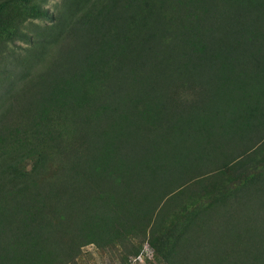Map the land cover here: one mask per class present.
Instances as JSON below:
<instances>
[{"label":"trees","instance_id":"1","mask_svg":"<svg viewBox=\"0 0 264 264\" xmlns=\"http://www.w3.org/2000/svg\"><path fill=\"white\" fill-rule=\"evenodd\" d=\"M48 2L0 0V264H264V0Z\"/></svg>","mask_w":264,"mask_h":264},{"label":"rangeland","instance_id":"2","mask_svg":"<svg viewBox=\"0 0 264 264\" xmlns=\"http://www.w3.org/2000/svg\"><path fill=\"white\" fill-rule=\"evenodd\" d=\"M65 5V0H49L47 4L44 5L45 9H48L51 14L56 15L59 14V12L63 9ZM13 14H16L15 12ZM5 19H8L7 17ZM52 24L50 20L46 19H31L28 18L26 22L23 23L22 27L23 30L30 35H37V33ZM9 50H7L8 55L10 56V61H13L15 59L14 54H21V56H26L27 49L30 48L28 44H25L23 42H16L15 44H9ZM18 54V55H19ZM4 77L3 83L0 82V98L4 95H7V93L10 90V83L9 81L14 80L12 74L3 75ZM2 84V87H1ZM139 253L140 255H143V260L145 263L142 262H136L135 264H163L164 261L161 259V257L158 255V253L151 249L149 246V243L146 242H139ZM137 244V245H138ZM135 257V258H134ZM138 257V256H137ZM136 255L129 252L125 248H119V249H103L95 244H91L88 246H85L82 249L81 255L79 258L71 263V264H132L134 260H136ZM127 260V262H125Z\"/></svg>","mask_w":264,"mask_h":264},{"label":"built area","instance_id":"3","mask_svg":"<svg viewBox=\"0 0 264 264\" xmlns=\"http://www.w3.org/2000/svg\"><path fill=\"white\" fill-rule=\"evenodd\" d=\"M149 247V246H148ZM143 255H138V257L136 258V260H134V262L132 264H135L136 262H142L145 263V261L143 260Z\"/></svg>","mask_w":264,"mask_h":264}]
</instances>
